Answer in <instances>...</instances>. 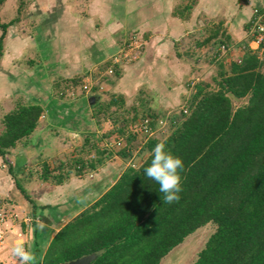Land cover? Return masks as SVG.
I'll use <instances>...</instances> for the list:
<instances>
[{"label":"trees","instance_id":"trees-1","mask_svg":"<svg viewBox=\"0 0 264 264\" xmlns=\"http://www.w3.org/2000/svg\"><path fill=\"white\" fill-rule=\"evenodd\" d=\"M8 25L1 23L0 51ZM217 86L196 84L186 111L165 116L170 133L162 139L148 136L147 157L138 166L131 163L100 199L66 224L35 264H67L89 254L96 255L90 264H161L209 222L216 230L193 264H264V61L244 49ZM122 98L115 95L106 106ZM234 99L246 102L234 107ZM42 112L39 104H24L4 116L0 155L6 163L10 149L35 130ZM162 141L184 163L181 198L171 204L144 175L152 149ZM119 151L131 155L127 145ZM11 166L10 174L28 196ZM54 178L63 181L62 175Z\"/></svg>","mask_w":264,"mask_h":264},{"label":"crops","instance_id":"crops-1","mask_svg":"<svg viewBox=\"0 0 264 264\" xmlns=\"http://www.w3.org/2000/svg\"><path fill=\"white\" fill-rule=\"evenodd\" d=\"M73 1H97L100 7L98 19L105 22L106 35L104 39H95L93 33L74 29L76 27L72 24L75 23L60 21L56 25V28L59 26L57 30H48L41 36L43 39L36 51L41 63H36L34 68L21 70V75L12 76L13 79L9 80L12 88H18L29 99L28 104L41 105L43 112L35 130L10 149L8 163L0 155V197L12 202L16 208L14 212L28 215L32 223L31 234L27 232L25 237V223L12 228L14 233L10 235L8 245L0 247V264L13 262L8 254L9 248L15 238L20 237L19 233H23L22 238H26L36 260L43 259L56 234L100 199L130 164L132 153L126 157L113 148L102 147L108 137L104 134L105 129L97 121L94 123L95 115L90 102L93 94L96 98L100 97L99 88L93 90V94L83 93L79 97L66 96L67 99H61L52 94L55 86L68 81V78L96 72L109 58L105 42L112 46L114 38L140 30L148 37L143 57L125 66L122 71H117L118 79L116 77L110 81L107 88L128 98L129 102L141 94L142 89L152 92L159 98L158 102L162 106L160 111L162 109L166 113L165 117L172 110L176 112L186 94L182 80L190 68L180 47V40L192 36L191 31L203 30L201 25L205 22L223 19L228 23V19L237 18L243 25L240 28L232 27L234 31L230 27L228 36L237 44L233 45L238 49L234 54H240L247 45L246 28L253 9L264 7V0ZM186 1L192 2L189 4ZM64 23L69 29L62 28L66 27ZM212 36L210 34L208 38ZM9 74L12 73L9 71ZM2 75H5L3 71L0 72ZM160 111H157L158 114ZM126 145L133 152V147ZM90 156L92 158H88ZM80 157L85 161L80 159L81 163L76 166L95 162L96 167L91 169L84 166L80 173L73 170V174L62 169L70 165L68 162L72 165L73 158ZM56 161L59 163L57 166ZM43 163L49 166L47 179H43L42 172L37 171ZM10 164L28 196L21 192L10 174ZM60 172L65 174L63 181L54 182L53 174ZM8 225L15 226L12 221Z\"/></svg>","mask_w":264,"mask_h":264},{"label":"rangeland","instance_id":"rangeland-1","mask_svg":"<svg viewBox=\"0 0 264 264\" xmlns=\"http://www.w3.org/2000/svg\"><path fill=\"white\" fill-rule=\"evenodd\" d=\"M191 2L192 1H188L187 3L190 4ZM50 7L52 9H50ZM99 9L100 7L97 1L4 0L0 2V39L4 33L1 23L9 24L5 31L3 46L0 51V72L3 71L5 74L0 76V135L5 129V124L3 122L4 116L20 105L28 104L27 101L29 99L21 94L19 89L15 86V88H12L9 80L21 75V70L34 68V66L36 67V63H41L39 62L40 58L36 52L38 50L37 47H39L43 39L41 36L46 34L48 30H57L59 26L56 28V25L64 20L63 22L67 24L75 23L72 25L76 28H73L78 31L83 29L89 34L93 33V35L96 36L95 39H104L106 35L104 34V30H106L107 27L105 29V22H101V20L98 19ZM64 12L67 14H63ZM234 17L235 16H232V18ZM65 18H68L70 21L68 22ZM67 24L65 25L66 27L62 26V28H65V30L69 29ZM241 25H243V23L241 24L237 18L232 20L228 19V23L223 19L216 20L215 22H205L201 25L203 30H197L196 32L191 31V34H193L192 36L186 37V39L182 41L180 40V47L184 53L186 62H188L187 65L190 70H188V73H185L186 76L184 80H182L186 87V94L184 99H182V104L177 106L179 108H176V112L175 110L168 112L169 115L173 114L179 117L182 112H185V109L188 108L187 103L196 90V84L203 83L207 85V89L216 90L218 87L217 80L221 79L224 73L230 71L231 64L234 61H240L243 52L234 54L238 49L236 50L233 47L235 42L228 36V31L230 27L231 29L232 27L236 28V26L240 28L242 27ZM231 31L234 30L232 29ZM210 34H213V36L209 39L208 37ZM147 38L148 37H146L142 31L135 30L130 35H120L114 38L112 46L105 42V44L108 45L107 53L109 55L106 63L101 64L100 67L96 69V72L91 71V73H87L83 76L68 78V81L60 82L54 87L55 90L52 92L57 98L67 99L66 96H68V98H75L83 93L93 94L94 91H97V88H99L101 93L100 97L96 98L93 94L90 102H92L95 115L94 123L97 121L99 126L105 129L104 134L107 135L108 141L104 145L101 144L100 140L98 142H100L102 147L113 148L116 152H119L121 148L125 147L126 143L130 144L133 147L130 164L135 162L134 164L136 166L148 155V151L145 147L149 137L141 130L145 118H154V132L151 136L158 137L159 139L166 137L170 133L171 123L164 117L166 113L164 112V114L162 109L160 111L162 106L161 102H158L159 98L156 94L142 89L141 94L138 96L136 95V97L131 99L132 102H129L128 98L116 92L113 93L110 87L107 88V86L110 81L117 77V71H122L125 66L136 63L143 57L147 47ZM207 38L209 40H207ZM106 39H108V37ZM134 41H137L139 46H141L139 56L130 58L129 60L123 59V56L127 53L128 43ZM222 45L230 49L219 51ZM233 49L235 51H232ZM115 56L119 62H115ZM131 57H133L132 54ZM114 63L118 64L115 65ZM110 68L114 70L113 73L108 72ZM9 71L12 74H9ZM16 80L18 79L16 78ZM115 95L123 97L122 101H119L120 103L118 105L107 107V103ZM245 102L246 99L233 100L234 107L242 105ZM167 110L168 109H163V111ZM157 111H160L159 114ZM134 117H136V119H133ZM120 129H123L125 134L120 133ZM117 138L122 139L121 146L114 144ZM88 158H92V156ZM73 159L75 161L72 160V165L71 162H68L70 165L62 168L66 173L70 174V172H72L73 174V170L77 173L76 165L81 163L80 159L82 158ZM82 161L84 162L85 159L83 158ZM44 165V163L40 164V168L36 170L40 173L43 172V169L45 170L46 167ZM57 165H59L58 161H56V166ZM88 165L85 164V168H90ZM61 173L62 172L54 173L53 175H55L56 178L59 175L64 177L65 174ZM55 181L58 183V179L54 178V182ZM8 207L11 210V214L16 216V220L12 221L15 225L12 226V228L14 229L16 226H22V223H25V231H23L24 237L27 235V232L31 234V218L26 214L23 216L21 212L15 213L14 210H16V208L12 202L9 203ZM10 221L11 219L8 220V223ZM29 222L30 226L28 229L27 225ZM215 230L216 225L212 222L198 228L164 257L161 264H193L199 252ZM13 233L14 232H12V234ZM12 261L14 260L12 259Z\"/></svg>","mask_w":264,"mask_h":264},{"label":"clouds","instance_id":"clouds-1","mask_svg":"<svg viewBox=\"0 0 264 264\" xmlns=\"http://www.w3.org/2000/svg\"><path fill=\"white\" fill-rule=\"evenodd\" d=\"M184 163L181 157L172 154L165 142L157 143L152 149L150 164L144 169V175L159 185L164 203L171 204L180 200L182 186V170ZM10 257L16 264H35L36 255L30 246L14 244L9 248Z\"/></svg>","mask_w":264,"mask_h":264},{"label":"built area","instance_id":"built-area-1","mask_svg":"<svg viewBox=\"0 0 264 264\" xmlns=\"http://www.w3.org/2000/svg\"><path fill=\"white\" fill-rule=\"evenodd\" d=\"M246 42L247 45L244 46L243 50L249 48L252 52L257 53L258 57L262 61H264V7H255L253 9L252 16L246 28ZM140 47L141 46H139L137 41L128 43V49L126 51L127 53H125L123 59L129 60L130 58L138 57L140 54ZM227 49L229 48L226 47L225 45H222L219 48V51H223ZM131 54L133 55V57H131ZM115 62H119L116 56H115ZM114 64L116 65L118 63H114ZM108 72L113 73L114 70L110 68ZM150 121H151L150 118L146 117L141 126L142 132H144L147 136L153 135L154 132V128L150 124ZM114 144L121 146L122 139L117 138ZM132 165L135 166L134 163H132ZM9 203L10 202L7 199L0 197V247H4L8 245L10 235L13 232L12 227L8 225V220L9 219H11V221L16 220V216L14 214H11V210L8 207ZM18 236L20 237H18L17 239L15 238L13 245L20 243L29 246L27 240L22 238L23 233H19ZM12 264H16V261L14 260Z\"/></svg>","mask_w":264,"mask_h":264},{"label":"water","instance_id":"water-1","mask_svg":"<svg viewBox=\"0 0 264 264\" xmlns=\"http://www.w3.org/2000/svg\"><path fill=\"white\" fill-rule=\"evenodd\" d=\"M95 254L84 255L75 260L69 261L67 264H90L91 261L95 258Z\"/></svg>","mask_w":264,"mask_h":264}]
</instances>
